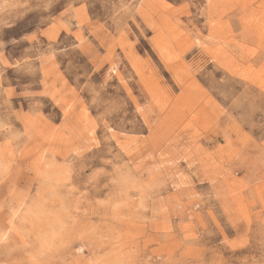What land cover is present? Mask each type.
Segmentation results:
<instances>
[{"label":"rangeland","instance_id":"1","mask_svg":"<svg viewBox=\"0 0 264 264\" xmlns=\"http://www.w3.org/2000/svg\"><path fill=\"white\" fill-rule=\"evenodd\" d=\"M0 264H264V0H0Z\"/></svg>","mask_w":264,"mask_h":264}]
</instances>
